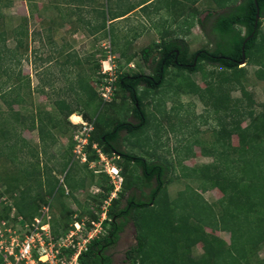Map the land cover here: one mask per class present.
<instances>
[{
    "label": "rangeland",
    "instance_id": "374dc122",
    "mask_svg": "<svg viewBox=\"0 0 264 264\" xmlns=\"http://www.w3.org/2000/svg\"><path fill=\"white\" fill-rule=\"evenodd\" d=\"M7 1H11L10 5H5ZM138 1L0 0V31L8 33L7 47L14 49L10 53L3 51L4 59H0V122L4 118L7 119L8 127L13 130L10 136H13V141L17 143L16 147L11 146L6 149L3 147V142H0V221L4 219H9L13 223L18 221L21 214L14 205V196L18 198L26 184L30 185L32 194L43 192L46 188L38 184L39 181L46 183L48 177L49 186L53 188L56 185L58 192L52 197L47 196V199L53 202L55 216H61L62 204L73 212L72 217L67 219L69 226L65 233L69 232L71 224L76 220L80 225L84 221L86 227H90L91 220L96 219L89 216L86 210L100 217L102 212L110 209L108 204L111 198L115 200L120 197L121 205L126 204L122 196L130 193L124 185L130 176L128 172L130 168L126 167L123 158L106 152L105 147L95 140L102 129L109 123L112 125L113 120L128 119L138 122L133 117L134 102L130 94L117 83L120 75L138 72L150 74L153 63L152 61L146 63L143 55L146 53V48L156 49L164 39L184 38L189 45V56L199 49L211 50L213 47L197 20L186 34L183 31L188 25L184 26L183 31L180 30L174 20L176 15H170L165 11L147 15L137 8L127 14L125 19L110 20V15L115 10H127L131 4ZM167 1L159 0L155 3ZM185 7L186 12L198 9L200 18H204L207 11H215L219 8L213 0L188 2ZM101 13L104 16H101ZM20 27H24L28 35L23 36L22 44L18 46L17 34L13 30ZM261 28L264 33V19ZM110 50L114 56L113 60L121 68L113 101L106 103L99 93L95 98L86 93L77 96L78 93L75 94L74 89L77 87L75 85L79 79L78 74L83 71L85 80L96 88L97 82L103 77L101 72L103 60H107ZM123 51L127 54L125 58L121 55ZM131 55L135 57L129 59ZM128 63L134 64L135 67H129ZM202 65V69L196 72L170 67L162 87L158 91H148L145 96L143 92L147 89L140 85L139 94L143 97V107L148 113L147 124L136 133L128 134L125 130L121 131V138H117L119 147L123 151L143 156L148 161L165 160L171 164L172 170L169 174L171 180L167 184L166 192L172 208L171 225H169L171 231L166 233L172 237L174 244L170 248L173 249V253L183 260L191 261L206 260L204 242L200 241L201 237L195 238V235H192L193 227L198 229L199 234L206 232L215 236L217 245L221 247L226 248L231 240L229 231L215 230L199 222L192 214V200L199 203L206 202L208 204L206 207L211 206L217 216L221 214L223 208L220 199L224 196L222 190L214 186L203 189L202 184L205 183V177L210 175H216L222 183L227 180L228 172L225 171V175H220V171L212 170L207 175L195 177L192 175L193 170L215 162L213 154L218 148L215 141L225 131V127L228 129L233 127L238 118L243 126H247L251 119L257 118L264 112V79L257 75L261 70L260 62L241 64L245 70L240 78L241 85L222 80L231 73L218 64L203 63ZM7 71L14 72V76L10 77ZM18 76L21 77V81L18 80ZM184 77L188 81L183 80ZM187 82L191 85L186 86ZM180 85L182 88L177 89ZM242 87L248 92L247 96L243 93ZM11 92H19L25 102L22 105L9 106L8 102L13 99L10 96ZM218 97H226V99L223 101L218 99L217 102L215 98ZM63 99L70 102V108L83 115L85 122H94V119L99 121L94 122L95 131L89 138L90 143L92 140L97 142L95 144L97 149L89 147L86 148V152L88 155L93 151L97 154V158L93 161L89 159L95 170L106 168L114 174V169L121 168L119 174L121 178L123 177L122 193H112L115 186L112 183L111 173L107 171L94 173L93 177L88 178L87 184L83 185L84 182L81 180H85V171H89L84 165L80 167V178L76 177L77 163L81 158H73L75 146L73 136L77 131L81 133L84 125L81 123L83 120L76 122L81 125H70L71 123L66 119L67 115L62 113L57 104ZM10 107L19 113L20 118H26V122L30 124L35 118L36 123L45 125V130L50 129L54 124L58 125L51 128L50 137H45V134H41L39 130L32 131L31 126H24L22 122L16 121L15 113L9 110ZM50 117L52 119L47 123ZM71 122L75 123L74 120ZM26 127L29 129L25 131ZM24 131L28 139L35 138L36 142L40 143L22 146L19 138L23 136ZM31 133H33L32 137ZM231 143L233 148L239 146L238 135H233ZM230 152L232 157L238 156L233 149H230ZM124 165L127 169L123 167ZM132 167L138 168V164L134 162ZM139 171L140 169L137 170V174ZM82 175L84 176L81 177ZM51 176H56L57 179ZM14 177L22 180L18 187L14 185L17 181L13 180ZM115 177L119 185L121 179L118 175ZM131 178L140 180L135 175ZM76 183L80 184L76 196L66 195L65 188L73 189ZM103 194L108 196L104 198ZM8 206L14 207L11 211L15 216L11 217L13 213L10 212L9 217L2 218ZM143 226L149 225H145L144 221ZM136 233L133 222H129L122 234L121 242L111 250L113 264H125L123 260L125 250L136 242ZM153 235L149 234V237L154 241ZM2 260L3 257L0 255V262ZM245 260L249 261L244 264H264V242ZM131 263L138 264V260H132Z\"/></svg>",
    "mask_w": 264,
    "mask_h": 264
},
{
    "label": "trees",
    "instance_id": "16d2710c",
    "mask_svg": "<svg viewBox=\"0 0 264 264\" xmlns=\"http://www.w3.org/2000/svg\"><path fill=\"white\" fill-rule=\"evenodd\" d=\"M157 1L159 0H139L137 3L131 4L127 10H115L110 15V19L126 16L137 8L144 11L147 15L165 11L170 15H176L174 20L178 23L180 30L183 31L184 26L188 25V28L183 31L185 33L190 31V27L196 24L197 20L202 30L208 35L213 47L211 50L199 49L189 56V45L184 38L173 37L169 40L164 39L158 44L156 49L146 48L145 50L146 53L143 55L144 61L146 63L152 61L153 63L150 74L138 72L120 75V80L117 83H119V86L124 91L130 94V98L134 102L133 114L139 120V123L135 125L126 120H113L112 125L109 123L107 127L102 129L95 140L102 147H105L104 150L106 152L122 156L126 161L127 168L130 162L135 160L141 166L143 177L146 179L145 182H142V185L151 187L152 192L146 202H142L132 195L129 199V207L125 209H120V199L113 200V205L109 210V217L113 218V221L107 219L104 222L106 229L111 225L108 231L109 235L103 237V239L93 241L89 246V250L80 256V264H112L110 260H101L102 254L100 253H103L104 247L115 244L118 240L119 231L122 230L126 222L121 221L119 223L115 217L122 218L126 213L130 214L132 219H134L139 233V243L127 253L125 264H132V260H138V264L248 263L249 260L245 259L253 255L257 247L264 242V112L260 113L257 118L251 119V122L247 126H243L242 121L238 118L233 127L230 129L225 127V134L223 132L221 136H218L217 141H215L218 147L217 151L213 154L215 162L202 165V168L199 167V169L193 170L192 175L195 177L207 175L212 170L220 171V175H225V171L228 172L227 180H224L222 183L216 175H210L205 177V183L202 184L203 189L214 186L222 190L224 196L220 199V204L223 210L219 216H217L211 206L206 207L208 204L205 201V203H199L196 200H192V214L199 222H203L215 230L229 231L231 233L230 244L224 248L217 245V238L215 236L206 234V232L199 234L197 228H192V235H195V238L201 237L200 241L204 242L206 260H183L177 257V254L173 253V249L170 248L174 243L172 237L168 236L166 232L171 231L169 225H171L170 216L172 208L168 202L166 192L167 184L171 180L169 177L172 170L171 164L165 160L148 161L143 156L121 150L117 145H112L111 142L119 139L121 131L127 130L129 133H136L137 130H140V128H143L147 124L148 113H146L143 107V97L139 94V86L142 85L147 89L143 92L144 96L148 91H158L164 84L170 67H179L189 72H196L202 69L203 63L218 64L231 73V75L225 76L222 80L241 85L240 78L245 73L240 63L243 59L244 47L247 58L246 63L260 62L261 70L258 71L257 75L264 79V33L261 28L264 19V0H257L258 6L255 0H213L220 9L207 11L204 18L198 17L200 15L198 9L185 11V6L188 2L196 3L197 0H168L165 3L158 4L155 3ZM10 3L11 1H7L5 5H10ZM258 8L260 16L256 25ZM100 15L104 16L103 13ZM178 16L179 19L177 20ZM13 32L17 34L18 46L22 44L23 36L28 35V31L24 27L15 28ZM7 35L6 31H0L1 60L4 59L3 51L10 53L14 50L7 47ZM121 55L124 58L127 56L124 51L121 52ZM134 57L131 55L129 59H133ZM6 73L10 74V77L14 76V72L10 73L7 71ZM78 77L77 87L74 89L73 86V89L76 91L75 93H78L77 96L86 93L95 98L98 93L95 86L89 84L90 82L85 80L83 74H78ZM18 80L21 81L20 76H18ZM183 80L188 81L185 77ZM188 85H191V83L187 82L186 86ZM180 88H182V85L177 87V89ZM195 88L198 89L197 87ZM242 91L246 96L248 95V92L243 87ZM10 96L13 98L8 102L11 107L13 104L22 105L25 102L19 92H11ZM218 99L223 101L226 97L215 98L217 102ZM57 104L62 113L67 115V118L76 111L74 108H70V102L67 100H59ZM219 105H221V102H219ZM11 107L9 110L15 113L14 117L16 121L22 122L24 126L27 125L38 129L41 134H45V137H50L51 128L45 130V125L36 123L35 118H33L31 124L26 122V118H20L19 113ZM51 119V117L48 118L49 121L47 123ZM95 121L97 119H94ZM7 123L6 118L0 122V142H3V147L6 149L11 146L16 147L17 145L13 141V136H10L13 130L8 127ZM57 125L54 124L52 127L55 128L54 126ZM96 131L98 130L96 129ZM235 134L239 138V146H236L237 148H233V143H231V139ZM19 139L21 142H19ZM19 139L17 142L22 146L27 145L22 136ZM92 141L88 148H92L93 143H95ZM230 149L237 152L238 156L236 158L231 156V152L229 153ZM17 158L19 159V157ZM95 158H97V154L94 151L88 155V160L93 161ZM123 167L126 168L125 166ZM131 176L133 175L128 176L124 184L126 189L142 186L135 178L132 180L133 177L131 178ZM51 178L57 179L56 176H51ZM14 179L17 180L14 185L18 187L22 180L15 177ZM47 180H50V178L48 177ZM47 180L46 183L39 181L38 185L46 188L41 193L32 194L30 185L26 184L20 196L18 198L14 196L15 207L19 214L23 215L26 219H33L39 213L43 204L48 202L47 196L52 197L55 193H58L56 185L51 188ZM9 187L11 186L9 185ZM240 195L245 198L239 197ZM10 196L13 198V194ZM107 196L108 194H103L104 198ZM12 207H6L2 218L9 217ZM86 212L93 219L97 220L99 218L92 211L86 210ZM72 214V210L65 204H62L61 216L56 217V219L54 218L53 222L56 234L64 233L67 230L69 226L67 219L71 218ZM144 221L145 225L148 224L149 226H143ZM149 234H154V241L151 240Z\"/></svg>",
    "mask_w": 264,
    "mask_h": 264
},
{
    "label": "built area",
    "instance_id": "2783aa9c",
    "mask_svg": "<svg viewBox=\"0 0 264 264\" xmlns=\"http://www.w3.org/2000/svg\"><path fill=\"white\" fill-rule=\"evenodd\" d=\"M107 56L101 68L103 77L101 81L99 80L100 82H97L96 90L108 103L114 99L116 81L121 68L113 60L111 50ZM128 66L135 67L132 63H128ZM81 123L84 125L82 132L79 134L77 131L73 137L75 140L73 158L87 161L86 148L90 144L89 138L94 130V122L83 120ZM74 124L81 125L76 122ZM93 148L97 149L95 143ZM113 175H118L122 179L118 168L114 169ZM53 211V202L49 199L33 219H26L20 215L15 223L10 222L9 219L0 221V255L3 257L0 264H80V256L88 245L97 234L104 231L106 211L102 212V216L97 220H91L90 227H86L84 221L80 225V222L76 220L71 224L68 233L59 234H56L53 228L56 217ZM11 214V217L15 216L13 211Z\"/></svg>",
    "mask_w": 264,
    "mask_h": 264
},
{
    "label": "flooded vegetation",
    "instance_id": "af4514ba",
    "mask_svg": "<svg viewBox=\"0 0 264 264\" xmlns=\"http://www.w3.org/2000/svg\"><path fill=\"white\" fill-rule=\"evenodd\" d=\"M212 44V43H211ZM177 62H178V60H177ZM181 64H184V63H181ZM107 103V102H106ZM133 117L135 118V119H137L135 116H134V114H133ZM126 121H128L129 123H132V124H138L139 123V120H138V122H134V121H132V120H128V119H125ZM94 130H95V125H94ZM93 130V131H94ZM124 131V130H123ZM128 134H129V132L127 131V130H125ZM120 136H121V132H120ZM74 137V136H73ZM119 138H121V137H119ZM96 144V143H95ZM111 144L113 145H117L118 147H119V145H120V143H118V141L116 140V141H112L111 142ZM93 147V146H92ZM74 148V147H73ZM120 149H121V147H119ZM95 149V148H94ZM122 150V149H121ZM126 151V150H125ZM114 155H116L118 158H122V156H119V155H117V154H115L114 153ZM73 161H75L76 159H72ZM91 161H89V160H87V161H78V163H77V169H78V171H77V174H76V177H78V178H80V176H79V173H80V167H83L84 165H86L88 168V170L89 171H85V180H81L82 182H84V184L83 185H86L87 184V180H89L88 178H90V177H93L94 176V173L96 174V173H102L103 171H107V173H111L109 170H106V168H105V170H95V169H93V165H92V163H90ZM134 162L136 163V161L135 160H133L132 162H130V165H129V168H130V171H128L129 173H130V175H135V176H138L139 178H140V180L138 181V182H140L141 183V185H142V182H145V180L146 179H144V177H143V170H142V168H141V166L140 165H138V168H133L132 167V165H134ZM90 163V164H89ZM89 164V165H88ZM126 165V164H125ZM124 165V166H125ZM119 169V173L121 172V168H118ZM140 169V171H139V173L137 174V170H139ZM131 170H133V171H131ZM135 170H136V172H135ZM127 172V173H128ZM103 175V174H102ZM111 175V177H112V183H113V185L115 186V189H114V191H112V193H117V192H120V193H122L121 192V189L123 188L122 186H123V177H122V179H121V181L119 182V185L116 183L117 181V179H116V177L111 173L110 174ZM84 175H82L81 177H83ZM103 176H106L105 174L103 175ZM153 180V179H152ZM148 190H147V189ZM78 189H80V184L79 183H76V185H75V187L73 188V189H70V188H68V191H67V194L66 195H68V196H70L71 194V196H73V195H75L76 193H77V191H78ZM102 190V189H101ZM128 191H130V193L129 194H126V195H123L122 197L126 200V204L124 205H121V198L120 197H118V199H120V209H125L126 207H129V199H130V197L132 196V195H134V197H136V199H139L140 201H142V202H146V200H147V198H148V196L151 194V192H152V189H151V187H149V186H147V185H142V186H134V187H132L131 189H127ZM145 190V191H144ZM147 190V191H146ZM123 191V190H122ZM132 192V193H131ZM70 196V197H71ZM76 196V195H75ZM113 201V199L111 198L110 199V203L108 204L109 205V207H111L113 204L111 203ZM107 202V201H106ZM136 202V201H135ZM103 208V207H102ZM104 209V208H103ZM109 208H108V210L106 211V215H107V213H108V218L107 219H109V221H113V218H111V217H109ZM106 219V220H107ZM115 219H117L118 220V222L119 223H121V221H123L125 224L123 225V228H122V230L121 231H119V238H118V240L116 241V243L115 244H112V245H109V246H106V247H104V251H103V253H100V254H102L101 255V260H110L111 261V263L113 264V254L111 253V250H113L115 247H117V245H119V243L121 242V237H122V234L124 233V231H125V229H126V227H127V225L129 224V222H133V224H134V227L136 228V235H135V243L134 244H132L130 247H128L126 250H125V258L123 259V260H125V262H126V260H127V253L132 249V248H134V247H136L137 245H138V243H139V240H138V235H139V233H138V229H137V227H136V225H135V222H134V219H132V216L130 215V214H125L122 218H119V217H115ZM110 227H111V225H109V228H104V231H102L101 233H99V234H97V236L95 237V239L93 240V241H95V240H97V239H103V237H105V236H108L109 235V229H110ZM93 241H91V243L93 242ZM90 243V244H91ZM90 244L88 245V247H87V249L84 251V252H86V251H88L89 250V246H90ZM105 244V243H104ZM83 252V253H84Z\"/></svg>",
    "mask_w": 264,
    "mask_h": 264
},
{
    "label": "crops",
    "instance_id": "0c3cea01",
    "mask_svg": "<svg viewBox=\"0 0 264 264\" xmlns=\"http://www.w3.org/2000/svg\"><path fill=\"white\" fill-rule=\"evenodd\" d=\"M119 18H126V16H123V17H118V18H115V19H112L113 21H115L116 19H119ZM111 20V19H110ZM112 21V22H113ZM187 34V33H186ZM124 58V57H123ZM77 62H80L79 60H76ZM83 73V71L82 72H80L79 74H82ZM79 78V77H78ZM79 80V79H78ZM76 86V85H75ZM76 88V87H75ZM79 89V88H78ZM75 93V92H74ZM44 94V93H43ZM76 94V93H75ZM81 96H82V94H80ZM74 113H78V111L76 110ZM73 113V114H74ZM78 114H80V113H78ZM82 117H83V115L82 114H80ZM71 116V115H70ZM71 124L70 125H76V124H74L73 122H71L72 120L70 119V117H68V118H66ZM50 128H53V127H50ZM29 128L28 127H26L24 130L26 131V130H28ZM38 130V129H37ZM37 130H35L34 128H32V131H37ZM25 131L23 132V136H22V138L27 142V145H34V143H40V142H36V140L37 139H35V138H32V140H30V139H28L27 138V134H25ZM30 136L32 137L33 136V133H31L30 134ZM34 139V140H33ZM33 148H34V146H33ZM63 165H64V163H63ZM67 191H68V188H66V191H65V194H67Z\"/></svg>",
    "mask_w": 264,
    "mask_h": 264
},
{
    "label": "water",
    "instance_id": "95a60500",
    "mask_svg": "<svg viewBox=\"0 0 264 264\" xmlns=\"http://www.w3.org/2000/svg\"><path fill=\"white\" fill-rule=\"evenodd\" d=\"M256 3H257V6H258V2L257 0H255ZM260 14H259V8H258V13H257V20H256V25H257V22H258V18H259ZM246 53H245V48L243 47V59L241 60V64H246Z\"/></svg>",
    "mask_w": 264,
    "mask_h": 264
},
{
    "label": "bare ground",
    "instance_id": "6f19581e",
    "mask_svg": "<svg viewBox=\"0 0 264 264\" xmlns=\"http://www.w3.org/2000/svg\"><path fill=\"white\" fill-rule=\"evenodd\" d=\"M71 118L75 122H81L83 120L82 116L80 114H78V113L72 114Z\"/></svg>",
    "mask_w": 264,
    "mask_h": 264
}]
</instances>
